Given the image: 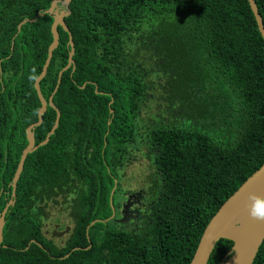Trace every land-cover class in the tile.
<instances>
[{"label":"trees","instance_id":"16d2710c","mask_svg":"<svg viewBox=\"0 0 264 264\" xmlns=\"http://www.w3.org/2000/svg\"><path fill=\"white\" fill-rule=\"evenodd\" d=\"M53 1L0 0V213L12 199L26 130L39 119L35 81L53 41L54 16L19 25ZM255 1L264 20V0ZM69 12L75 69L63 73L54 95L58 128L25 161L0 264H190L209 221L264 163V38L251 5L72 0ZM58 32L40 82L46 100L69 61V32L62 26ZM158 90L164 93L154 98L158 111L145 117L148 95ZM176 97L193 103L184 122H172L171 105L159 106ZM56 118L49 106L34 130L36 145ZM137 152L152 160L155 173L134 226L118 220L123 211L111 218L110 198L117 182L116 212L115 193L127 192L121 183ZM58 196L76 211L65 246L43 230L44 201ZM232 247L229 239L218 241L208 264H219ZM253 264H264V242Z\"/></svg>","mask_w":264,"mask_h":264},{"label":"water","instance_id":"95a60500","mask_svg":"<svg viewBox=\"0 0 264 264\" xmlns=\"http://www.w3.org/2000/svg\"><path fill=\"white\" fill-rule=\"evenodd\" d=\"M71 1L72 0H54L50 8L40 12L36 18L24 19L19 25L20 30L23 24L26 22H34L40 16H44L45 14L54 16V22L52 24L53 41L49 46L48 57L45 61L42 72L35 81V87L42 103V106L38 112L39 119L38 122L31 124L26 130L28 145L23 150L20 162L11 183L13 188L12 199L0 213V246L4 241L6 215L10 206H14L16 203L18 182L24 170L25 161L30 153L49 142L51 135L55 132L59 125L61 113L53 102L54 95L59 88L63 73L72 66L73 69H75V60L73 58L75 54V43L73 41V35L69 32V28L65 22V18L70 13L69 5ZM248 1L256 17L260 32L264 38V20L259 11V7L255 0ZM58 26H62L65 31L69 32V61L68 64L60 71V76L55 91L50 96L49 100H46L42 94L40 82L47 74L54 50L59 46L60 35L58 32ZM49 106L54 107L57 111L56 122L52 130L48 133L46 139L39 145H36L34 130L43 122V115ZM111 113H113V109H111ZM110 123L111 122L109 121V125ZM116 188L117 182L112 190L110 198V202L113 207V214L111 218H113L116 213L113 206V196ZM256 200L264 201V163L222 204L216 214L209 221L200 238L198 247L190 264H208L217 242L221 239H229L233 241V247L219 264H253L259 249L264 242V218H256L251 215L252 205ZM127 210V206H125L123 209V219L120 220L121 222H128V220L125 219L128 216ZM99 220L93 221L88 226L87 234L89 233L90 226ZM101 221L106 223L108 219Z\"/></svg>","mask_w":264,"mask_h":264},{"label":"rangeland","instance_id":"374dc122","mask_svg":"<svg viewBox=\"0 0 264 264\" xmlns=\"http://www.w3.org/2000/svg\"><path fill=\"white\" fill-rule=\"evenodd\" d=\"M169 82L170 80H165V83ZM168 85V84H167ZM169 86V85H168ZM161 91H164L163 89ZM160 95H164V93H161L159 90L153 94H149L148 95V99L144 104V116L146 117L147 115H152L157 113L158 108L156 106V101H154V98L158 99ZM155 99V100H156ZM171 104H170V103ZM162 105L161 108H163L166 105H171L173 108V115L171 117L172 122H184L183 120H186L189 118L190 115L194 114V107L192 106L191 108H189V106L193 105V103H190V101H186V100H181L178 97L174 98V99H165V100H160L159 101V106ZM161 116V115H160ZM165 117V116H163ZM201 125L205 126V120H202V122H200ZM125 169V168H124ZM154 167H153V162L151 159L147 158L144 156V154H141L140 152L137 153H133L132 157H131V162L129 165H127L125 172H124V177L121 183V186L123 189H127V191H139L141 189H146L150 187V183H151V177L152 175H154ZM132 192H128V193H124L123 195L121 193H119V198L117 193V201H116V205L120 203L119 207H120V211H122V205L121 203H125L124 197L126 195L129 196L130 200H135V196L137 194H131ZM134 198V199H132ZM119 202V203H118ZM124 206V205H123ZM119 207H117V213L119 214ZM128 209H130V206H127ZM60 209H63V207H61ZM48 212L49 215L51 216L53 223H60L62 227H66V226H70L73 227L74 222L73 219L69 218V216L67 214H70L69 209H67V214L66 211L65 213H60L59 210L57 208H52L49 207L48 208ZM130 213V212H129ZM133 214V213H131ZM126 219V218H125ZM128 220V217H127ZM62 221V222H61ZM140 221V219H139ZM49 224L50 227V231H54V224ZM51 234H49V237ZM70 237V235L67 233L66 235L63 236H59V237H53L55 240V243L58 245H63L66 243V241L68 240V238Z\"/></svg>","mask_w":264,"mask_h":264},{"label":"flooded vegetation","instance_id":"af4514ba","mask_svg":"<svg viewBox=\"0 0 264 264\" xmlns=\"http://www.w3.org/2000/svg\"><path fill=\"white\" fill-rule=\"evenodd\" d=\"M141 154H143L142 152H140ZM129 191L126 192V190L121 191V194L123 195L124 193H128ZM131 194H137L134 198L135 200H130L129 196L126 195L124 197L125 203H122V211L124 209L125 206H130V209H128V222L125 223H132V225H136L138 223H140L139 219H141L143 217V206L145 205V200L147 199V191L146 189H141L139 191L136 192H132ZM132 198V199H134ZM46 202V209H43L44 211V218H43V230H44V234L46 235L47 239L50 241H53L55 243V240L53 237H59V236H63L66 235L67 233L70 235V237L68 238V240L66 241L65 244L63 245H58V246H65L67 244H69V241L72 237L74 228L76 226V211L74 210V207L71 206V204H68L67 200L63 199V196H58V198H47ZM52 207V208H57L59 210L60 213H65L67 214V209H69L70 214H67L69 216V218L73 219L74 225L73 227L70 226H66V227H62L60 223H53V220L51 218V216L49 215L48 212V208ZM61 207H63V209H60ZM122 211H120V213L122 214ZM118 211H116L115 215L118 214ZM130 212V213H129ZM133 213V214H131ZM123 219V214H122V218L118 219V220H122ZM127 219V218H126ZM62 222V221H61ZM54 224V231H50V227L49 224ZM49 234H51L49 237Z\"/></svg>","mask_w":264,"mask_h":264},{"label":"clouds","instance_id":"9594fccd","mask_svg":"<svg viewBox=\"0 0 264 264\" xmlns=\"http://www.w3.org/2000/svg\"><path fill=\"white\" fill-rule=\"evenodd\" d=\"M251 215L256 218H264V201L256 200L251 209Z\"/></svg>","mask_w":264,"mask_h":264}]
</instances>
